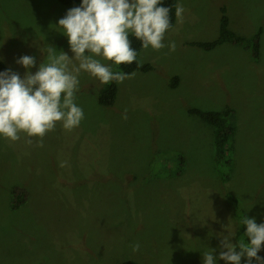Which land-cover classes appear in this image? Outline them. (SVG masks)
Instances as JSON below:
<instances>
[{
    "label": "rangeland",
    "instance_id": "obj_1",
    "mask_svg": "<svg viewBox=\"0 0 264 264\" xmlns=\"http://www.w3.org/2000/svg\"><path fill=\"white\" fill-rule=\"evenodd\" d=\"M80 4L0 0V60L23 78L21 56L35 58L33 73L50 46L73 56L57 24ZM178 6L182 21L163 41H174L175 51L142 49L139 61L152 68L118 83L113 105L99 99L107 84L81 72L78 127L67 131L57 122L42 147L25 133L15 142L0 136V264H203L211 250L216 264H226L219 259L223 236L233 234L236 251L239 240L247 243L238 208L264 223V0ZM223 8L237 34L262 30L258 59L234 43L192 45L219 37ZM192 109L231 111L227 181L215 160L214 128ZM258 255L264 258V244Z\"/></svg>",
    "mask_w": 264,
    "mask_h": 264
},
{
    "label": "clouds",
    "instance_id": "obj_2",
    "mask_svg": "<svg viewBox=\"0 0 264 264\" xmlns=\"http://www.w3.org/2000/svg\"><path fill=\"white\" fill-rule=\"evenodd\" d=\"M170 7L162 0H82L78 7L67 10L59 19L57 29L67 38L73 56L50 46L46 49V60L39 64L35 73L33 56L24 55L16 60L26 71L23 78L18 72L6 69L0 72V136L10 141H18L20 133L29 138L43 137L54 131L57 122L63 129L71 131L84 119V112L76 104L79 91V76L86 72L101 84L113 81L122 83L134 73L114 72L111 65L102 61H112L116 66L130 65L137 61V51L131 46L130 36L141 42L145 50L159 51L165 47L174 52L176 44L170 41L165 45L164 37L170 29ZM183 8L177 6L176 17L182 21ZM75 61V63H74ZM143 61L137 63L142 67ZM127 109L123 119H127ZM27 143L31 144L32 139ZM241 223L246 225L248 242L231 243V232L220 241L219 259L226 264H264L258 255L264 244V223L257 224L254 218L246 217ZM133 252L140 250L134 243ZM223 249H226L224 251ZM212 251L203 254V264H216Z\"/></svg>",
    "mask_w": 264,
    "mask_h": 264
},
{
    "label": "trees",
    "instance_id": "obj_3",
    "mask_svg": "<svg viewBox=\"0 0 264 264\" xmlns=\"http://www.w3.org/2000/svg\"><path fill=\"white\" fill-rule=\"evenodd\" d=\"M62 4L72 5L75 3H80L82 0H58ZM164 6L170 7V23L171 27L169 30L174 28L176 23V8L178 6V0H162ZM167 30V32L169 31ZM262 30H260L256 35L252 38H246L242 35L237 34L229 27V16L227 14L226 8L222 9V16L220 20V34L219 37L213 41L207 42H194L192 45H196L208 50H211L218 45L224 43H234L240 46H243L246 50L252 53V57L254 59H258L260 54V41H261ZM131 41V46L137 51V61H134L130 65L121 64L117 66L120 69V72L124 73H132L137 70L147 71L152 68L150 64H143L142 67H138L137 63L139 61L140 51L143 49L141 47V42L137 40L135 37H129ZM114 63V62H113ZM6 69H10L8 65L0 60V72L5 71ZM178 83V77L176 76L173 79L172 86H176ZM118 93V83L113 81L107 84L100 95V102L103 105L111 106L115 103ZM230 110L226 111H203L199 109H192L191 113L197 114L202 117L207 123L213 126L214 128V137H215V160L218 163V170L222 175L224 181L228 180L229 173L231 172V161L232 156L231 153L234 152V136L236 132V126L232 122L229 121ZM229 199L235 201L234 203L238 206V200L234 199L232 195L229 196ZM237 214L239 216V221H242L244 218L249 217L247 211L243 208H238ZM246 225H243L240 222L239 234L241 237L248 242V238L245 234ZM122 264H140L135 260H126L122 262Z\"/></svg>",
    "mask_w": 264,
    "mask_h": 264
}]
</instances>
